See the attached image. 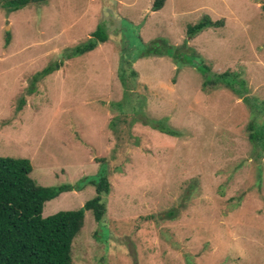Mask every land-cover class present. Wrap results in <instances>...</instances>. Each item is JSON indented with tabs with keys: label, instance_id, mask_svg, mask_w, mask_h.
<instances>
[{
	"label": "rangeland",
	"instance_id": "rangeland-1",
	"mask_svg": "<svg viewBox=\"0 0 264 264\" xmlns=\"http://www.w3.org/2000/svg\"><path fill=\"white\" fill-rule=\"evenodd\" d=\"M154 1L0 9V157L27 159L39 186H81L43 218L80 209L107 176L72 264H264V144L249 139L264 129V0ZM204 16L224 25L189 37ZM97 27L106 41L73 56ZM195 63L206 80L240 73L246 91L203 87Z\"/></svg>",
	"mask_w": 264,
	"mask_h": 264
},
{
	"label": "trees",
	"instance_id": "trees-1",
	"mask_svg": "<svg viewBox=\"0 0 264 264\" xmlns=\"http://www.w3.org/2000/svg\"><path fill=\"white\" fill-rule=\"evenodd\" d=\"M47 0H0V9L7 13L18 11L29 5H39ZM165 0H155L152 11H159ZM222 21H212L208 16L202 17L196 24L187 27V35L194 37L208 28L222 27ZM106 41L101 27L92 33L86 43L76 47L72 55H82L93 51L99 43ZM192 63V61H190ZM203 71V87L215 88L221 84L235 94L246 91L247 84L240 73L226 71L205 79L208 68L194 64ZM61 63L55 67L47 66L40 75L46 76L59 70ZM132 78L136 73H130ZM119 78L125 84V76L120 72ZM245 104L248 99H244ZM154 126V127H153ZM152 128L168 132L173 136L174 130H164L157 124ZM249 139L259 146V152L264 144V129L262 126L250 124ZM32 167L27 159L0 157V264H72L71 246L75 237L83 227L85 211H90L95 222H101L105 212L103 197L109 194L110 183L104 173H99L90 182L95 188V196L86 201L80 209L59 211L51 216L42 217L46 202L72 190H80L81 186L62 185L57 187H42L30 177ZM80 186V187H79Z\"/></svg>",
	"mask_w": 264,
	"mask_h": 264
}]
</instances>
